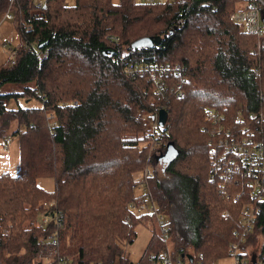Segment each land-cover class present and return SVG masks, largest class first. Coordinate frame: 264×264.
I'll use <instances>...</instances> for the list:
<instances>
[{
    "label": "trees",
    "instance_id": "obj_1",
    "mask_svg": "<svg viewBox=\"0 0 264 264\" xmlns=\"http://www.w3.org/2000/svg\"><path fill=\"white\" fill-rule=\"evenodd\" d=\"M242 8V0H75L71 6L46 0L42 8L33 0H0V14H12L19 36L13 59L0 65V136L17 138L19 155L17 174H0V264H133L122 246L133 243L142 219L154 217L140 212L132 188L145 167L167 240L153 232L136 264H156L149 255L167 248L192 255L193 264L199 253L201 264L230 257L241 208L255 200L253 189L234 179L225 186L230 198L220 192L226 169L214 162L232 154L218 142L228 141L229 129L264 147V33L257 37L230 22ZM142 37L158 44L132 49ZM126 63L178 65L167 80L183 96L149 104L156 93L148 74L129 78ZM21 99L41 106L9 107ZM162 108L168 119L158 126V156L150 149L151 124ZM207 110L222 118L211 122ZM169 142L178 153L157 172L150 165ZM41 177L53 179L52 192L37 185ZM261 196L252 232L238 247L249 264L255 244L264 264V182ZM131 202L136 211L127 210ZM47 212L59 213L58 228L38 223ZM52 233L58 243L46 245Z\"/></svg>",
    "mask_w": 264,
    "mask_h": 264
},
{
    "label": "built area",
    "instance_id": "obj_2",
    "mask_svg": "<svg viewBox=\"0 0 264 264\" xmlns=\"http://www.w3.org/2000/svg\"><path fill=\"white\" fill-rule=\"evenodd\" d=\"M11 2L14 0H10ZM175 0H134L136 3L154 5V4H167L172 3ZM185 3H192L194 0H181ZM46 0H33V4L36 8H42L45 5ZM243 8L237 11L232 12L229 15V20L233 24H236L248 34L255 35L260 37L264 33V1L263 0H242ZM4 19L12 20V14L9 11L3 13ZM183 22L182 19L176 20L175 28H181ZM116 40V39H115ZM117 41V40H116ZM15 52L11 49L10 58L13 59ZM46 52L41 55L42 58L46 56ZM13 63V61H12ZM124 74L129 78H133L137 74H148V80H150L154 85V90L156 93V97L149 99V104L153 105L155 103V98L166 96L169 94L173 96L175 99H179L183 96V92L180 87L175 86L171 87L167 80V75L169 73H174L177 75L180 72V67L178 65L169 66V65H157L151 63H126L123 67ZM169 77V76H168ZM167 99V98H166ZM168 100V99H167ZM75 105V103H74ZM164 109V108H162ZM158 110V109H157ZM155 112L153 116V121L151 124V146L150 149H155V154L160 153V143H159V131H158V123H157V114L158 110ZM166 110V109H165ZM255 118V116H252ZM222 117L216 116L212 110L206 111V119H210L211 122H218ZM261 119V116L259 115ZM215 129V127L213 128ZM221 129H218V132ZM227 140H220L218 142L219 145H223L224 149L228 151V153L232 154V157L224 158L220 157L214 164L217 168L225 167L226 171L222 175V183L220 184V192L224 194L226 199L230 198V196L225 193V186L227 187V182L229 179H234L235 182L244 185L246 188L253 189L252 199L255 200V203L250 205H243L239 214V230L238 240L236 243L230 245L231 247V255L233 257L234 264H249L248 261L241 258L239 255V244L245 241V238L248 234L252 232L253 225L256 219V215L259 212L258 204L261 200V191L262 184L264 182V147L261 143L253 140L249 134L243 136H233V132L229 129L225 131ZM152 177V171L150 167H145L142 172H139L135 177V182L132 185V188L135 190L136 188L141 189V193L139 195H134L135 198L140 199L143 203V207L140 210L142 213L153 214L159 223V232L163 240H167V231L165 226V217L163 214L157 212V206L150 199V193L148 188V180ZM236 199V195L233 197ZM248 203V202H247ZM127 210L135 211L136 205L134 203H129L127 205ZM50 211V210H49ZM223 215H227V212L224 211ZM48 221H53V224L58 228L60 226L59 222V213L52 214L51 212H47L43 219L42 224H47ZM6 232V231H5ZM56 233L50 234L45 242L46 245H56L57 241ZM197 264H201L199 260L202 259V254L199 253L197 255ZM149 259H156V264H187L186 258H181L178 254H174L170 252L167 248L160 255H149ZM186 259V260H185ZM193 264V260L192 263ZM210 264H216L215 262H211ZM251 264V263H250ZM256 264H261L258 259H256Z\"/></svg>",
    "mask_w": 264,
    "mask_h": 264
},
{
    "label": "rangeland",
    "instance_id": "obj_3",
    "mask_svg": "<svg viewBox=\"0 0 264 264\" xmlns=\"http://www.w3.org/2000/svg\"><path fill=\"white\" fill-rule=\"evenodd\" d=\"M119 0H112V2L117 3ZM75 0H65V4L68 6L73 5ZM4 14H0V65L4 64L8 58H10L11 48L19 44V36L15 30L12 20L4 19ZM238 29H240L237 26ZM241 30V29H240ZM12 84L5 85L3 91ZM20 107H39L41 106L38 100L32 99L28 102L26 100H18L17 103L11 101L9 107L15 108ZM140 146H148L147 141L142 143ZM149 152V151H148ZM149 154V153H148ZM162 150L157 155L160 156ZM162 161L158 160L154 165V170L160 172L162 170ZM19 170V155H18V140L14 137H8V135L0 136V174L7 172L12 175L18 173ZM37 185L47 192H52L54 188V181L50 177H41L37 179ZM141 193L140 188L134 190V195H139ZM136 211V210H135ZM137 213V212H136ZM150 216V214H149ZM42 215L37 218L38 223L42 222ZM136 232V237L132 244L123 245L122 248L125 250L127 258L136 264L143 251L146 244L148 243L151 234L153 232L159 233V223L155 217L148 219H142L134 228ZM255 246L248 248V253L255 252ZM45 263L47 260L44 261ZM188 262V261H187ZM216 264H234L233 257H225L215 261ZM189 264V262L187 263Z\"/></svg>",
    "mask_w": 264,
    "mask_h": 264
},
{
    "label": "water",
    "instance_id": "obj_4",
    "mask_svg": "<svg viewBox=\"0 0 264 264\" xmlns=\"http://www.w3.org/2000/svg\"><path fill=\"white\" fill-rule=\"evenodd\" d=\"M156 39L154 40L152 37H142L131 44L132 49H139V48H145L150 46L152 43H154ZM158 44V42H155ZM41 46H38L40 48ZM110 51H104V54H110ZM168 119V114L166 110L160 109L157 114V123L159 127H164ZM178 151L173 147V143L169 142L166 146L165 154L159 158L160 161L165 162L166 160H170L174 155H176ZM181 257H185L189 263H192V255H182ZM250 263L251 264H256V254L252 253L250 256ZM40 264V263H36Z\"/></svg>",
    "mask_w": 264,
    "mask_h": 264
}]
</instances>
